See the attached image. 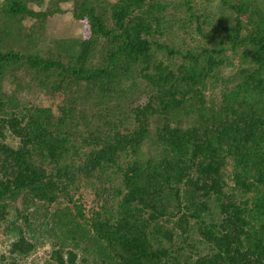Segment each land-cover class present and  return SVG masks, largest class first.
I'll return each mask as SVG.
<instances>
[{
    "label": "trees",
    "instance_id": "1",
    "mask_svg": "<svg viewBox=\"0 0 264 264\" xmlns=\"http://www.w3.org/2000/svg\"><path fill=\"white\" fill-rule=\"evenodd\" d=\"M179 3L185 15L178 28L194 25L205 44L163 39L178 15L163 16V4L154 0H116L105 8L74 0V15L88 19L92 37L70 46L68 62L0 49V71L11 62L42 72L62 68L78 83L60 115L30 106L22 116H0V226L20 197L51 203L83 175L101 182L107 176L116 209L97 211L89 227L75 218L59 221L75 244L93 233L108 264H264V1H226L236 22L216 24L201 20L196 0ZM4 6L9 16L46 15L24 0ZM98 37L110 48L90 65ZM225 65L236 67L220 82ZM137 72L149 99L134 105L127 81ZM210 84L222 85L207 101ZM10 135L19 138L16 145ZM112 176L120 178L116 185ZM160 220L173 223L171 229ZM19 229L11 253L27 256L36 243ZM159 232L169 245L157 240ZM67 253L54 249L51 258L76 264L77 253Z\"/></svg>",
    "mask_w": 264,
    "mask_h": 264
},
{
    "label": "rangeland",
    "instance_id": "2",
    "mask_svg": "<svg viewBox=\"0 0 264 264\" xmlns=\"http://www.w3.org/2000/svg\"><path fill=\"white\" fill-rule=\"evenodd\" d=\"M24 1L37 13L44 11L46 15L41 17L9 16L4 10V0H0V49L4 51L15 49L22 53H41L44 58L56 57L68 62L70 54L66 53L70 46L78 45L79 42L88 43L92 37L88 19H78L74 15V0ZM114 1L116 0H94L102 8L107 6L106 3ZM151 1L147 0V3ZM179 1L154 0V2L163 4V8L160 12L158 11L163 16L178 15L169 19V24L176 25V28L172 29L171 33L166 31V35L162 38L167 39L168 42L173 38L182 47L196 46L198 43L205 44V38L197 32L194 25L192 30L190 26L188 29L182 26V28H178L181 23L179 20H183L181 15H185V12L181 11L183 9ZM226 1L232 0H196L199 12L203 16L201 20L204 21V17H206L209 24H216L221 20L224 23H235V13L226 4ZM257 1L259 2V0H250L251 3ZM242 20L246 30L252 28L247 15L242 16ZM64 41L67 42L64 44ZM93 44L92 55L94 57L90 59V65L101 62L103 54L110 48L108 40L102 37L96 38ZM228 52L230 53L229 49ZM159 54L165 62L169 60L165 54ZM170 60L172 59L170 58ZM73 62L71 61V63ZM234 62L239 63L237 57ZM235 67L225 65L222 72L223 80L220 82L224 81V78H230ZM132 77L127 81L128 102L134 105L146 103L149 99L147 83L138 72ZM221 85L210 84L205 89L207 101L216 99ZM77 86L78 83L69 75H62V68L42 72L31 69L20 62L8 63L5 69L0 71V98L5 101V106L0 107V116H6V114L12 116L13 112L22 116L27 112L25 107L30 106L49 107L56 115H60V108L67 103V99L70 96L73 98L77 96ZM116 95L119 94L116 93ZM112 101L115 102L116 99L113 97ZM8 140L16 145L19 138L16 139L10 135ZM112 177L115 178L116 185L120 178ZM230 182L229 186L231 187L233 183ZM113 184L114 182L109 181L107 176L101 182L96 176L87 178L83 175L82 178L68 184L65 190H61L59 197L54 202L38 201L30 195L16 199L10 205L7 219L0 226V264H57L51 258V253L58 248H62L65 257L68 256V250L77 253L76 264H108L104 261V255L97 251L98 244L92 237L93 233L89 235L90 237L80 239L79 244H75L71 234L63 233V221H59V219L75 218L77 221L86 223L89 227L88 222L97 216V211L103 213L105 210L116 209L118 195L112 187ZM261 190H264V187ZM251 196L252 193L246 197L249 199L248 207H251L253 211L254 204L251 201ZM22 214L29 217L30 227L27 226ZM142 214L148 216L147 213ZM159 222L163 226V230L171 229L173 225V223L163 220ZM255 222L259 224L258 220ZM19 228L30 241L36 243L35 250L27 256L11 253L12 243L19 239L21 233ZM157 234L158 241L169 245L168 239L162 232ZM152 241L154 244L157 243L155 240ZM174 242H178V239L174 238Z\"/></svg>",
    "mask_w": 264,
    "mask_h": 264
}]
</instances>
